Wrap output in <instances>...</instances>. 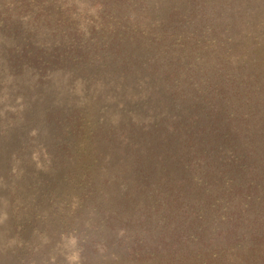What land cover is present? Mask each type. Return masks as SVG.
I'll return each instance as SVG.
<instances>
[{
	"label": "rangeland",
	"instance_id": "obj_1",
	"mask_svg": "<svg viewBox=\"0 0 264 264\" xmlns=\"http://www.w3.org/2000/svg\"><path fill=\"white\" fill-rule=\"evenodd\" d=\"M194 115L238 134L199 168L163 145ZM252 263L264 0H0V264Z\"/></svg>",
	"mask_w": 264,
	"mask_h": 264
},
{
	"label": "trees",
	"instance_id": "obj_2",
	"mask_svg": "<svg viewBox=\"0 0 264 264\" xmlns=\"http://www.w3.org/2000/svg\"><path fill=\"white\" fill-rule=\"evenodd\" d=\"M211 113L215 114V112L209 111V113H206L205 115ZM216 115H218V113L215 114V116ZM229 118H224L222 116L215 118L212 117L210 124L204 126L201 124L200 117H197L196 115L188 116L182 120L184 124L176 128L174 138L172 136L171 139L165 138L163 145H174L178 148V150L175 149V151H184L185 149L187 154L191 156L190 158L188 155V158L191 159V164H194L197 168H199V164L207 160V158L219 159L220 157H224L226 155L227 150L233 149V145L235 144L238 134L235 133V128L228 123L229 121H232V117L229 116ZM226 124L227 129H225ZM185 128L187 130H185ZM175 151H172L173 155L176 154ZM146 170L147 176L145 177L142 185H145L149 179V185H151L154 180L161 181V179H168L166 181L168 183V187L179 190L183 189L184 186L189 183V180L185 176L179 179L180 173L182 172L184 174V172H188L193 174L190 172L191 169ZM211 244L212 243H205L206 246Z\"/></svg>",
	"mask_w": 264,
	"mask_h": 264
}]
</instances>
